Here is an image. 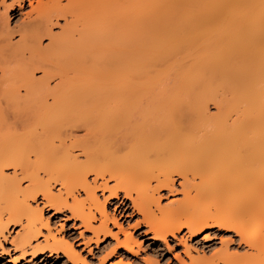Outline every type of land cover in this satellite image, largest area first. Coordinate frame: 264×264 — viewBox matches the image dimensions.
I'll use <instances>...</instances> for the list:
<instances>
[{
  "label": "bare ground",
  "instance_id": "6f19581e",
  "mask_svg": "<svg viewBox=\"0 0 264 264\" xmlns=\"http://www.w3.org/2000/svg\"><path fill=\"white\" fill-rule=\"evenodd\" d=\"M25 1L0 2V236L20 224L24 254L49 226L30 203L42 196L101 241L109 220L122 227L107 202L125 211L129 199L156 238L221 221L258 252L224 247L187 264H264V0H28L10 28ZM173 173L184 196L162 206ZM47 231L33 253L85 261Z\"/></svg>",
  "mask_w": 264,
  "mask_h": 264
},
{
  "label": "rangeland",
  "instance_id": "374dc122",
  "mask_svg": "<svg viewBox=\"0 0 264 264\" xmlns=\"http://www.w3.org/2000/svg\"><path fill=\"white\" fill-rule=\"evenodd\" d=\"M37 0H32L34 4H36ZM30 3L28 0L24 3V12L22 14L17 13L15 17L11 16L9 20V26L10 28H17L18 23H20L23 19L26 18V12L30 10ZM64 21L62 19L59 22V25L53 26V31L56 33L58 30H61V25H63ZM15 28V29H16ZM18 35L15 34V39H17ZM14 39V40H15ZM49 42L47 37H43L42 39V45H46ZM40 72H36L35 74L40 75ZM1 75V73H0ZM37 75V76H38ZM172 78V77H168ZM170 81V80H169ZM172 81V80H171ZM53 84V82H52ZM208 112L209 114H215L217 111V106L213 101H209L208 103ZM171 169V168H170ZM5 173L8 175L13 174V170L11 167H7L4 169ZM173 178L175 179V191L170 193L167 190H161L160 193V205L166 206L170 201L174 199H182V190L183 187L179 184L181 177H179L177 174L173 173ZM90 179L93 177V175H89ZM44 179L49 181V185L51 184V190L53 193H59L61 192L59 189H62L58 182H54V180H49L47 176H44ZM26 181H22V185L25 186ZM109 183L112 185L114 181H109ZM154 184V183H153ZM59 190V191H58ZM58 191V192H57ZM194 193V192H193ZM62 196H65L66 198V192L64 189H62ZM65 194V195H64ZM77 197L83 198L85 196L84 192L82 190L76 192ZM97 195L99 196L100 200L102 201L104 199L103 195H108V192H102L100 190H97ZM217 199H220L221 196L217 195ZM69 202H72V199L70 196L67 197ZM210 198V197H209ZM215 198V197H213ZM212 200H207L206 202H202L201 204H206L204 206L210 205L213 202ZM207 199V198H206ZM205 199V200H206ZM216 200V198H215ZM214 200V202H215ZM212 201V202H211ZM45 199L42 196H38L36 200H30V203L32 206H39L42 207V215H43V221L48 223L49 230L53 232L54 235H56L60 240L63 238L67 239L70 243L74 245V248L77 250V252L82 255L86 261L90 264H99V262L108 254V251H110L111 247H114L117 245L116 237L112 236L111 233L116 232L119 233V226L116 223H113L112 220L108 221L109 229H111V233L107 236H102V240L98 244H90L87 247L91 249V251H86L85 246L80 242V231H83L85 233V237L83 239H88L92 236V233L85 229V227L82 225L80 220L75 219L71 215V211L67 207H63L61 211H57L54 206H50L48 204H44ZM124 202H126L127 210H120L119 207H117L120 204V201L117 199H110L107 204L106 208L110 215L114 214L119 222V224L122 225V227L125 229V231L130 232L133 234L134 238L136 239L137 243H133L134 246L133 251H129L126 248L119 246L116 247V252L112 253V256L108 257L107 260H104V264H114L113 257L116 259H119L120 256H124L126 259H131L133 261V264H157L158 261L161 260L163 255V242L157 243L158 238H156L151 230L148 228V224H146L143 221V216L140 212H138L135 207L132 206L131 201L129 199H124ZM209 203V204H208ZM200 204V205H201ZM211 206H213L211 204ZM208 206V207H211ZM201 207V206H200ZM156 208V207H154ZM199 208V207H197ZM213 208V207H212ZM120 211L121 215L117 216V211ZM197 210V209H196ZM94 211H96L94 209ZM67 212L68 217H72V223L70 225H66L64 221L67 219L65 217L64 213ZM156 213L158 214L159 211L156 210ZM132 216H135V220L131 219ZM186 217V216H184ZM3 223H5L6 218H4ZM142 221V223L139 225L138 228H132L131 225L135 224L136 221ZM41 221V222H43ZM100 222V216L96 212V220L94 221V224H99ZM42 223H38V226ZM44 224V223H43ZM45 225H40L42 230V235L36 237L34 240H32V245L28 246L26 248V252L23 254V251L20 247L17 246V243H15L16 234L17 231L21 229L20 224H13L10 223L6 229H4V236L9 237L8 240H4L3 237L0 236V264H13L14 257L16 255H19L21 257L20 261H16L15 264H52L53 260H60V264H75L74 259H72L70 256L66 254V252L63 251L62 248L56 250V252H50L47 250V248L44 247V249H39L35 253L32 252L33 246L37 244H42L43 246L46 244L43 240V233H47L48 227ZM47 227V228H46ZM178 233H180V238L183 239L184 236H187V229L184 228L180 230ZM48 234V233H47ZM46 234V235H47ZM213 237V240L211 241H203V237H199L195 243L192 245L190 251H186L184 247H181L179 250L182 253V258L187 261V263L191 262V257L195 256L198 253H202V251L206 253V255H211L216 250L220 251L224 247H227L230 252H238L240 254L245 253H256L251 249L248 245L244 243L239 242V235L235 233L233 230H226L225 228H215V230L210 229V233ZM230 237V239L227 240V242L221 243V241H225V238ZM125 236L121 235L120 240H123ZM218 238V239H217ZM175 239V237H173ZM141 241H145V243H141ZM203 241V242H202ZM42 242V243H41ZM52 243L53 240H50ZM60 244V243H59ZM58 244V245H59ZM62 244V243H61ZM60 244V245H61ZM41 245V246H42ZM59 245V246H60ZM32 246V247H31ZM61 247V246H60ZM8 248L11 251L5 252L3 249ZM220 249V250H219ZM198 251V252H197ZM252 251V252H251ZM23 254V255H22ZM203 254V253H202ZM200 256H203V255ZM258 254V252H257ZM205 255V256H206ZM207 256V257H208ZM264 256V255H263ZM199 257V256H197ZM80 262V263H79ZM79 264H83L81 261H78ZM218 264H223V262H220Z\"/></svg>",
  "mask_w": 264,
  "mask_h": 264
},
{
  "label": "snow or ice",
  "instance_id": "6c2138e0",
  "mask_svg": "<svg viewBox=\"0 0 264 264\" xmlns=\"http://www.w3.org/2000/svg\"><path fill=\"white\" fill-rule=\"evenodd\" d=\"M2 2V0H0ZM8 7H11L9 5ZM113 195H116V193H113ZM64 207H69V205H65ZM57 211H61V209H57ZM65 217L67 219L64 221L66 225H70L72 223V217H68L67 212L64 213ZM75 214L73 213V216ZM121 213L118 210L117 211V216H120ZM131 219L135 220V216H132ZM113 223H117V221H113ZM142 223V221L137 220L135 224L131 225L132 228H138L139 225ZM181 229L185 228V225L181 224L179 225ZM230 227L229 224L221 222V221H216L214 222H208V223H201L197 225L194 229H188L187 230V236H184L183 239L180 238V233H178L175 229L172 230L171 233L166 234V236H160L158 238L157 243L163 242V255L160 261L157 262V264H187V261L182 258V253L179 250L181 247H184L186 251H190L192 245L195 243V241L199 237H203V241H211L213 240V237L210 233L211 230H215V228H227ZM80 242L85 246L86 251H91L90 248L87 246L93 243H100L99 237L98 236H93L90 239H83L85 237V233L83 231H80ZM112 236L116 237L117 241H120V236H130L131 233L125 231L124 228L120 227L119 228V233L113 232L111 233ZM175 237V239H173ZM4 240H8L9 237L5 236L3 237ZM218 239V238H217ZM230 239V237L225 238V241H221V243L227 242V240ZM202 241V242H203ZM141 243H145V241H141ZM120 244H122V241L118 243L116 246L111 247L110 251H108V254L104 257V260H107L108 257L112 256L113 252H116V247H119ZM2 247V246H0ZM123 247H127V244H123ZM5 252L11 251L8 248L3 249ZM21 257L19 255H16L14 257L13 264H15L16 261H20ZM104 260H101L99 264H104ZM114 264H133V261L131 259H126L124 256H120L119 259H116L113 257ZM52 264H60V260H53ZM83 264H88V261H84Z\"/></svg>",
  "mask_w": 264,
  "mask_h": 264
}]
</instances>
